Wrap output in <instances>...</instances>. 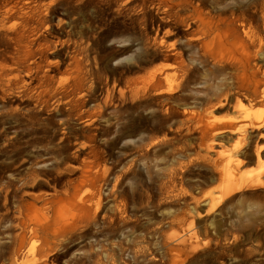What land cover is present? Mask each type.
<instances>
[{
    "label": "rangeland",
    "instance_id": "1",
    "mask_svg": "<svg viewBox=\"0 0 264 264\" xmlns=\"http://www.w3.org/2000/svg\"><path fill=\"white\" fill-rule=\"evenodd\" d=\"M164 1L0 0V264H96L105 254L115 264H169L166 242L184 230L178 224L188 205L164 206L170 216L164 220L143 206L152 213L138 223L146 225L120 230L114 205L131 181L109 190L120 158L115 146L120 88L127 91L136 77L160 69L175 82L190 76L181 92L188 109L209 104L197 103L209 95L199 96L200 70L186 27L165 14ZM152 96L123 103L137 128L148 115L143 104L152 102L158 114L165 109L162 98ZM211 105L217 121L241 114L264 122V98L241 109ZM155 130L176 136L167 124ZM222 136L220 145L205 151L201 134L194 133L185 153L221 165L244 159L239 176L261 184L236 191L224 206L207 212L204 201L219 183H208L216 176L208 161L195 163L186 202L198 198L195 229L202 244L189 264H264V127L246 134L244 157L235 155L237 133ZM131 152L123 158L129 160ZM179 157L165 147L158 167ZM79 194L88 200L85 209L77 207ZM28 224L41 227L23 230ZM135 248L142 250L134 253Z\"/></svg>",
    "mask_w": 264,
    "mask_h": 264
},
{
    "label": "bare ground",
    "instance_id": "2",
    "mask_svg": "<svg viewBox=\"0 0 264 264\" xmlns=\"http://www.w3.org/2000/svg\"><path fill=\"white\" fill-rule=\"evenodd\" d=\"M163 4L165 14L186 27L187 45L190 52L196 55L192 61L196 62V69L200 70L199 96L205 93L209 95L208 98L199 97L197 103L203 101L209 104L199 111L188 109V97L181 92L190 76L186 75L183 82H175L164 76L160 69L136 77L127 91L120 88L115 139L116 152L120 158L109 190L113 191L127 179L131 181L127 194L121 192L114 205L120 230L129 225H140L135 229L145 226L144 223H138L141 218L150 220L152 213L161 216L162 220L170 218L168 212L163 211L164 206L188 205L178 224L184 230L167 239L165 252L169 264H189L198 256L202 244V238L195 229L199 217L198 198L191 196L193 204L186 202L188 191L185 185L192 168L197 165L195 163L200 158L208 161V168L216 176H209L207 181L219 183L214 196L210 195L204 201L208 206L207 212L217 211L224 206L236 191L261 184L260 179L248 184L239 176L244 159L228 160L221 165L205 156L196 157L185 152L194 139V133L201 134L203 150L207 151L216 144L220 145L222 141L219 138L228 132L238 134L235 155L244 157L247 151L244 144L246 134L253 128L264 127V122H255L241 114L234 120L217 121L211 110L212 101L241 109L246 104L252 105L264 98V7L260 0H165ZM254 19L258 22H254ZM238 23L242 31H239ZM152 92L154 96L150 99L161 97L160 104L165 109L158 114L151 106L152 102L143 104L148 115L144 125L137 128L135 116H125L123 103L128 99L135 104L141 94ZM165 124L174 130V138L153 132ZM165 147L177 150L180 157L166 167H158V155ZM128 150L132 152L129 160H126L123 156ZM107 172L108 169L103 170V174ZM148 186L153 190L145 191L144 188ZM87 201L84 194L77 195L79 209H85ZM96 205H99L98 202ZM143 206L150 208L152 213L141 209ZM155 224L159 225L158 222ZM33 225L36 227L28 224L22 229L34 231L41 227L39 224ZM138 250L142 249L135 248L133 252ZM104 258L102 262L100 260L103 257L93 261L96 264H115L113 257L105 254Z\"/></svg>",
    "mask_w": 264,
    "mask_h": 264
}]
</instances>
